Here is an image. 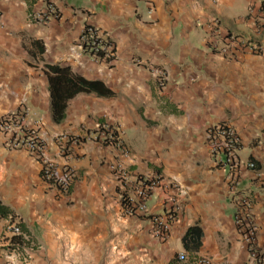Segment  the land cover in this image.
Returning a JSON list of instances; mask_svg holds the SVG:
<instances>
[{
  "label": "crops",
  "instance_id": "1",
  "mask_svg": "<svg viewBox=\"0 0 264 264\" xmlns=\"http://www.w3.org/2000/svg\"><path fill=\"white\" fill-rule=\"evenodd\" d=\"M51 1L59 16L40 25L29 15L45 0H0V116L22 106L39 115L46 156L77 174L68 196L56 194L42 182L39 162L8 149L0 133V201L32 242L22 264H195L199 256L243 264L247 251L234 223L239 196L251 201L264 253V185L256 177L264 176V56L239 46L219 50L226 34L264 47V0ZM88 25L111 44L110 61H93L80 48ZM55 64L102 81L113 96L80 93L54 123L45 66ZM155 67L168 80L158 82ZM100 120L118 131L125 152L87 140L59 155L56 136L93 134ZM215 124L237 132L241 162L256 163L255 171L241 168L236 187L209 153L205 133ZM117 166L128 181L161 179L147 210H177L165 240L152 237L147 218L124 212ZM8 223L0 221V242Z\"/></svg>",
  "mask_w": 264,
  "mask_h": 264
},
{
  "label": "built area",
  "instance_id": "2",
  "mask_svg": "<svg viewBox=\"0 0 264 264\" xmlns=\"http://www.w3.org/2000/svg\"><path fill=\"white\" fill-rule=\"evenodd\" d=\"M45 1L46 3L43 8L35 10L29 15L30 20L40 25H45L59 16V10L55 2L51 0ZM261 23L264 24L263 15ZM211 26L212 29L217 28L218 22L213 21ZM218 36H220V33L214 30L210 35L209 42L214 48L218 47ZM224 36L222 37V41L225 42V46L219 48L220 52H231L239 46V49L264 56V47L235 35L226 34ZM105 39L94 26L88 25L84 27L79 36V46L84 52L87 50V54L93 61L106 60L108 62L114 57V54L111 44L107 43ZM152 70L158 82L164 83L168 80V75L164 70L156 67ZM41 125H43L41 117L31 113L26 106L19 107L13 112L0 116V133L6 137V147L15 151L22 150L34 157L41 167L40 176L42 182L56 194L68 196L77 179L76 171L67 164L58 166L46 156L47 145L39 135ZM107 126L108 124L102 125L103 129L106 130ZM97 129L98 133H93L89 136L70 134L56 136L54 140L59 155L68 157L71 154L72 147L83 142L80 137L84 138L85 141L94 140L100 144L107 137L110 138L102 130H99V123L95 127V130ZM117 134L118 147H115L125 152L118 131ZM205 135L209 153L215 158L217 166L228 170V181L232 187H236L237 185L241 168L252 171L256 170V163L254 161L249 160L243 163L239 159L238 150L241 139L237 132L228 124L209 126L206 129ZM113 170L117 175L121 187V198L123 193H126L128 197L129 206L127 209L123 208L124 212L133 217L147 218L152 237L159 241L165 240L176 219L177 210L174 206H171L165 214H149L147 210V201L152 191L161 182L159 176H136L131 181H128L129 177L123 168L117 166ZM256 177L264 185V176L256 173ZM237 203L238 211L234 216V223L241 234L242 242L247 251L243 264H264V253L259 249L257 244L258 226L249 213L251 201L246 196H239ZM5 233L6 235H4L0 242L2 251L1 264H22L27 262L30 257L32 248L30 244L32 242L21 231L19 223L9 220ZM178 260L184 262L186 258L183 254H180ZM194 262L195 264H212L211 258L208 256H199Z\"/></svg>",
  "mask_w": 264,
  "mask_h": 264
},
{
  "label": "trees",
  "instance_id": "3",
  "mask_svg": "<svg viewBox=\"0 0 264 264\" xmlns=\"http://www.w3.org/2000/svg\"><path fill=\"white\" fill-rule=\"evenodd\" d=\"M87 50H85L86 52ZM87 53V52H86ZM45 74L48 79V89L51 98L52 105V120L54 123H61L65 119V110L67 107V103L69 100L74 98L76 95L80 93L85 94H95L98 97H112L113 92L108 89V87L99 80H88L81 75L74 73L69 66L65 65H47ZM106 124L103 120L99 121L100 129L106 136H110V138H106L102 145L109 146L114 145L118 147L117 142V131L113 126L108 125L107 130L103 129L102 125ZM92 133H98L97 130H93ZM91 134L88 131L87 135ZM80 139L85 142L84 138ZM93 139V137H92ZM122 207L127 209L129 206V201L126 193H123L121 198ZM16 217L15 213L5 204L0 201V221L3 219H9L11 222ZM21 231H24L21 228V224H19ZM183 238V243L185 244L186 237L189 235V232ZM20 239V238H19Z\"/></svg>",
  "mask_w": 264,
  "mask_h": 264
},
{
  "label": "rangeland",
  "instance_id": "4",
  "mask_svg": "<svg viewBox=\"0 0 264 264\" xmlns=\"http://www.w3.org/2000/svg\"><path fill=\"white\" fill-rule=\"evenodd\" d=\"M134 264H137V263L134 262ZM149 264H159V262L156 261V259L154 258L153 260H150Z\"/></svg>",
  "mask_w": 264,
  "mask_h": 264
}]
</instances>
